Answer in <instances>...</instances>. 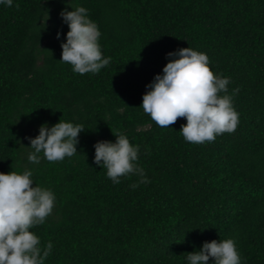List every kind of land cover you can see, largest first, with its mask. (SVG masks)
Returning a JSON list of instances; mask_svg holds the SVG:
<instances>
[{
  "label": "trees",
  "instance_id": "trees-1",
  "mask_svg": "<svg viewBox=\"0 0 264 264\" xmlns=\"http://www.w3.org/2000/svg\"><path fill=\"white\" fill-rule=\"evenodd\" d=\"M70 2L98 24L109 59L96 73L59 60L65 0L0 4V171L31 167L33 184L56 194L32 229L52 245L43 264H186V252L227 237L241 264H264V0ZM187 46L236 89L239 122L211 142L185 141L184 117L160 127L139 107L165 53ZM59 119L84 126L78 152L30 164L27 137ZM113 132L139 145L146 182L129 174L114 184L93 161L94 142Z\"/></svg>",
  "mask_w": 264,
  "mask_h": 264
},
{
  "label": "clouds",
  "instance_id": "clouds-1",
  "mask_svg": "<svg viewBox=\"0 0 264 264\" xmlns=\"http://www.w3.org/2000/svg\"><path fill=\"white\" fill-rule=\"evenodd\" d=\"M65 2L71 10L65 7L59 13L68 26L66 39L60 42L59 60L69 63L75 73H96L109 59L102 55L98 24L86 7ZM0 4L12 6L13 0H0ZM165 55L171 58L145 85L139 107L160 127H170L177 117H184L186 123L181 124L179 132L191 143L211 142L223 132H232L239 122V112L232 99L236 89L229 93L227 88L229 77L210 67L206 52L191 46ZM82 129L81 123L72 120L42 123L38 134L27 137L30 150L26 160L38 164L42 157L58 161L73 156L78 152ZM113 133L115 140L94 142L95 164L102 165L114 184L129 174H137L140 182H146L138 163L139 145L131 143L124 132ZM33 172L31 167L0 171V264H43L52 247L51 242L41 246L40 237L32 229L52 213L56 194L51 187L33 184ZM184 259L186 264H241L242 258L235 238L227 237L203 241L198 249L186 252Z\"/></svg>",
  "mask_w": 264,
  "mask_h": 264
}]
</instances>
